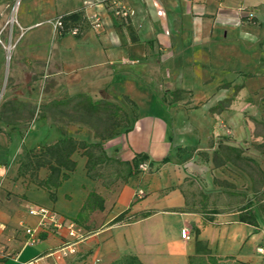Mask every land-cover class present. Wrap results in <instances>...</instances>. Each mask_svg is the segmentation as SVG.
Masks as SVG:
<instances>
[{"label": "crops", "instance_id": "crops-1", "mask_svg": "<svg viewBox=\"0 0 264 264\" xmlns=\"http://www.w3.org/2000/svg\"><path fill=\"white\" fill-rule=\"evenodd\" d=\"M13 1L0 0V39L14 45L8 51L0 43V264H41L60 245L76 248L96 236L94 245L100 242L98 248L109 249V261L133 254L143 264H188L190 256L201 264H259L264 229L256 214L254 226L238 220L239 210L212 219L191 209L187 165L195 166L191 160L198 155L193 157L191 150L206 145L214 120L233 114L228 109L211 113L209 107L230 97L234 85L245 82L243 74L264 77V0H123L129 11L125 21L103 4L86 0H20L16 23L6 26ZM77 10L86 19L82 31L55 34L51 22ZM95 16L100 30L92 26ZM7 56L11 60L6 68ZM155 76L161 94L147 85ZM43 79L49 81L48 92ZM225 82L231 85L221 87ZM167 89L190 90L189 99L204 104L187 108L184 98L169 106L161 101ZM76 94L116 103L133 127L128 132L119 127L102 141L108 159L93 177L87 175L86 157L75 151L76 168L51 200L27 174H17L19 154L69 136L99 141L89 125L65 110L75 112ZM126 98L155 112L139 111L134 120ZM6 101L11 102L3 109ZM57 101L68 103L47 107ZM43 110L47 117L39 118ZM136 154H146V159L137 165ZM165 156L167 161L161 162ZM46 175L44 167L37 171L39 179ZM92 190L104 198V209L91 212L86 225L107 227L90 234L78 226L85 233L78 241H68L49 218L42 221L29 212L33 205L42 206L65 225ZM127 209V216L150 214L108 225ZM26 227L39 234L41 249L25 243ZM182 228L188 229L187 238L181 236ZM196 241L208 255L195 253Z\"/></svg>", "mask_w": 264, "mask_h": 264}, {"label": "rangeland", "instance_id": "rangeland-1", "mask_svg": "<svg viewBox=\"0 0 264 264\" xmlns=\"http://www.w3.org/2000/svg\"><path fill=\"white\" fill-rule=\"evenodd\" d=\"M15 1L9 6L10 12ZM9 59V56H7V61H5L6 68L10 63ZM253 76H245V82L241 85L244 88L235 89L233 87L230 91V97L220 100L224 102V107L221 111L228 109L233 114H230L225 121L216 118L206 145L191 150L193 157L198 155V159L191 160L195 166L187 165L189 173L192 174L191 191L193 192L188 203L191 209L197 211L203 217L219 219L222 216L230 217L231 215L229 214L237 212L241 206L251 201L253 203L252 210L258 218L261 228L264 229V215L259 211L260 204H264V153L261 152V144H264V87H262L264 86V77ZM157 79L156 76L152 77L147 85L153 87L161 94L164 90L160 89ZM43 81V90L48 92L49 81L47 79H43ZM188 91L191 92L190 90ZM184 95L188 99L184 105L187 108H192L195 105L189 99L192 96V92ZM203 104V102H200L197 107ZM65 110L70 112L71 115L75 113L70 107ZM139 111L155 112L148 104L136 103L135 113L137 114ZM219 142L241 148L242 155L252 158L255 162L239 161V165L226 162L220 167H215L212 157L213 151L217 148ZM250 175L254 179V187H252ZM212 211H218L217 214L219 215L212 214ZM98 216L100 215L96 217L99 218ZM133 219L135 218L132 216L127 221H132ZM106 227H97L92 223L88 225V233L93 234V232L102 231ZM76 229L75 235L77 237L75 238L68 236L66 228L60 232L69 238L68 241L73 242L83 239L85 235L81 228L76 227ZM94 238H97V236L89 239V241L84 240L76 248L72 246L73 251L62 250L61 248L65 246L64 244L63 246L60 245L57 251L52 256L45 258L41 264H108L116 260H107L105 256H108L109 249L106 247L98 248L101 243L94 245ZM25 243L33 246L35 250L43 247V245H38L39 241L30 243L26 240ZM259 247L261 248L257 249L261 256L259 264H264V241L259 244ZM93 253H95L94 256ZM221 264L236 263L230 260L221 262Z\"/></svg>", "mask_w": 264, "mask_h": 264}, {"label": "trees", "instance_id": "trees-1", "mask_svg": "<svg viewBox=\"0 0 264 264\" xmlns=\"http://www.w3.org/2000/svg\"><path fill=\"white\" fill-rule=\"evenodd\" d=\"M127 17L116 18L121 21H125L127 20ZM60 19L63 25L62 31H69L72 27L76 26L79 27V33L82 31L84 22L86 20L82 10L65 13L60 16ZM243 75L251 76L252 74L245 73ZM230 85L231 83L225 82L221 85V87H228ZM240 87L241 85H234L235 89ZM185 93L191 94V92L185 89L166 90L162 95L161 101L168 104L169 106H175L179 101L185 98ZM73 99H77V101L75 103V113L73 114L76 117H73L72 119L78 118L80 121H83L89 125L93 129L95 137L99 138V141L89 143L84 140H76L69 136L57 140L52 144L41 145L38 148H24L19 154L20 158L17 174L20 176H25L27 174L28 178L33 179L37 186L48 191L51 200H54L55 198V190L62 184L63 181L69 178V172L74 171L76 168V161L72 159V154L75 151L81 150V154L86 157L85 167L87 175L93 177L97 166L108 159L105 155L102 141L110 139L116 135L117 129L119 127H123L125 132H128L133 127V122L129 119L127 113L119 105L112 101L105 99L93 100L89 95L86 94H76L73 96ZM126 99L132 107L133 117L135 120L137 118V114L135 113L136 103L129 98ZM10 102L11 101H6L2 105V108L6 109L8 103ZM67 103L68 101L51 102L47 107L59 109L58 106L66 105ZM223 104V101H219L216 105L211 106L209 111L211 113L220 112L224 107ZM196 107L197 105L192 106V108ZM77 113L79 115H77ZM46 117V112L43 110V112L39 114V118ZM5 123L8 122L5 121ZM58 127L61 132H65L64 124H59ZM261 152L264 153V144H261ZM135 157V161L138 165L140 161L146 159V154H136ZM167 159L168 156H165L161 162H165ZM239 161L255 162L252 158L242 155L241 148L223 144L222 142H219L217 148L213 151L212 162L215 167H220L226 162L239 165ZM43 167L47 169V175L44 178L39 179L37 178V171ZM250 179L252 182V187H254V179L251 175ZM252 206L253 203L251 201H248L243 206H241L238 212V220L257 226L258 221L254 212L252 211ZM103 209L104 198L92 190L88 193L76 216L74 218L68 219L79 227L88 228L86 223L89 220V215L91 212ZM259 211L262 213V215H264V204H260ZM128 212L129 209L119 213L116 217L108 222V225L125 222L132 216L134 218L138 217V215H140L139 217H146L150 214V212H142L141 214L127 216L126 214ZM212 213H216V211H212ZM39 238L40 236L37 234V239ZM195 246L196 254H209V250L206 247L201 246L199 241L195 242ZM199 259L200 258L190 256L188 264H201V260L199 261ZM108 264L143 263L136 255L128 254Z\"/></svg>", "mask_w": 264, "mask_h": 264}, {"label": "built area", "instance_id": "built-area-1", "mask_svg": "<svg viewBox=\"0 0 264 264\" xmlns=\"http://www.w3.org/2000/svg\"><path fill=\"white\" fill-rule=\"evenodd\" d=\"M87 2H96V3H100V4H103L104 6H106L111 12L112 14L115 16V17H120V18H126L128 16V8L127 6L125 5L124 1L123 0H86ZM19 0H16L12 6V13L13 15L11 16V18L6 22V26L11 22V23H16V17H15V13H16V10L19 6ZM92 26L95 27L97 30H100L102 28V24L99 20V18L97 16L93 17L92 18ZM52 27H53V30H54V33L55 34H59L60 30L62 29L63 25H62V22H61V19H60V16L57 17L55 20H53L52 22ZM5 26V27H6ZM4 28H2L0 30V35L2 33ZM69 32L72 34V35H76L79 33V27H72ZM0 43H2L4 45V47L10 51L14 45L12 44H9V45H5L3 43V41L0 39ZM141 168L145 169L143 167V164L140 165ZM1 183H2V179L0 177V186H1ZM138 194L139 195H143V192L141 190L138 191ZM29 212L31 214H34V215H39L41 217V220L44 221L46 218H49L51 221L54 222V228L57 230V232L59 233L61 231V228L65 226V228L68 230L67 234L68 236H72V238H75L77 237L75 235L76 233V227H78L74 222H71V221H67V223L64 225L63 223L61 222H58L56 220V216L49 212L48 209L42 207V206H32L30 209H29ZM47 223H44L43 224V228H47ZM24 233L26 235H28V238H27V241L30 242V243H34L37 241V235H36V232L34 229L30 228V227H26L24 229ZM181 236L183 238H187L188 235H189V231L187 228H182L181 229ZM65 247L61 248L62 250L63 249H68L70 251H73V248H72V244H65L64 245ZM261 249V248H259ZM61 250V251H62ZM28 264H32V262L28 263Z\"/></svg>", "mask_w": 264, "mask_h": 264}]
</instances>
